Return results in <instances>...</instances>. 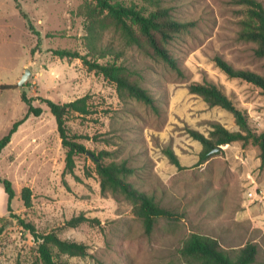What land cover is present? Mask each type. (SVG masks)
Returning <instances> with one entry per match:
<instances>
[{
  "label": "rangeland",
  "instance_id": "rangeland-1",
  "mask_svg": "<svg viewBox=\"0 0 264 264\" xmlns=\"http://www.w3.org/2000/svg\"><path fill=\"white\" fill-rule=\"evenodd\" d=\"M18 1L27 18L15 0H0V139L27 113L23 91L41 114L30 115L0 153V176L9 178L16 190L9 212L0 183V264H43L38 243L19 217L40 233L55 231L88 246L86 256L59 254L60 264H189L180 248L193 232L213 236L233 258L247 242H254L258 253L251 264H264V198L248 196L255 189L260 196L264 193L260 147L236 141L200 164L203 145L188 131L193 128L209 136L214 122L240 129L230 111L210 106L190 92L191 82L203 80L222 85L248 112L253 128L264 130L262 89L229 78L214 61L220 55L235 67L264 74V58L255 55L256 44L239 38L245 7L238 0L161 1L175 17L194 23L167 45L184 69L180 75L128 42L96 0ZM113 1L134 3L143 11L156 7L151 0ZM62 48L101 63L123 64L135 78L141 75L138 79L155 94L160 111L134 98L123 100L116 84L103 74L89 70L81 59L62 58L53 51ZM27 69L30 75L20 89ZM84 95L90 96L95 112L69 113V132L81 135L91 151H113L107 161L128 160L136 170L127 179L174 210L176 220L160 217L148 234L131 200L102 192L89 154L76 155L74 172H65L67 149L42 98L66 103ZM166 147L175 151L184 168L170 161ZM25 186L33 193L29 207L21 197ZM80 213L99 218L101 224L65 226Z\"/></svg>",
  "mask_w": 264,
  "mask_h": 264
},
{
  "label": "trees",
  "instance_id": "trees-1",
  "mask_svg": "<svg viewBox=\"0 0 264 264\" xmlns=\"http://www.w3.org/2000/svg\"><path fill=\"white\" fill-rule=\"evenodd\" d=\"M15 1L22 15L27 18L20 2ZM151 1L156 4V7L149 11H143L134 3L126 4L113 0H96V5L101 11L107 12V18L111 19L112 24L122 32L128 42L148 51L155 58L163 60L178 74L183 75L182 65L167 45L177 33L188 30L194 23L175 17L170 6L160 5L162 0ZM238 2L245 7L246 12V17L241 22L242 28L239 32V38L254 42L256 44L255 55L264 58V4L259 0H238ZM27 22L30 29H33L29 19H27ZM53 51L62 58L81 59L89 70L103 74L105 78L116 84L118 94L123 100L134 98L151 106L154 111H160L155 94L140 82L138 77L141 75L135 78V72L127 66L110 62L101 63L76 50L62 48L53 49ZM214 61L229 78L247 81L260 87L264 92V74L235 67L220 55H217ZM7 86L11 87V85ZM189 90L191 93L201 96L210 106H220L230 111L240 127L239 130H230L222 123L214 122L209 136L197 129L189 128L190 135L203 145L198 163L206 162L213 155L212 150L217 146L231 144L236 141H242L244 144L252 141L257 144L261 149V158L264 162V130L258 132L253 128L248 112L233 101L222 85L210 80L194 81L189 84ZM89 98V95H84L66 103L42 98L56 118L62 145L67 149L65 172H74L76 155L91 153V158L100 176L102 192L109 191L114 194H121L131 200L136 205L137 214L142 218L145 231L148 234L153 231L158 218L164 217L168 220H176L178 216L174 210L160 205L153 196L141 191L127 179L136 170L128 160L107 161L106 158L111 157L113 151L106 149L99 152L91 151L81 141V135L69 132L66 125L69 113L76 112L81 115H89L95 112ZM22 99L28 106L27 113L22 119L14 122L9 132L0 139V153L10 143L18 127L30 115L38 116L41 114V108L33 105L32 98L27 97L25 91L22 92ZM164 153L173 164L180 169L184 168L172 148H164ZM0 183L3 184L8 197L7 209L9 212H13L12 202L16 197L13 183L9 178L2 176H0ZM32 194V189L29 186L22 189L21 197L27 207L32 205ZM13 214L17 216L15 213ZM19 222L38 243L39 256L43 264H60L59 254L70 256H86L89 254L88 246L83 242L64 239L55 231L40 233L33 223L20 217ZM85 222L101 224L99 218H91L84 213H80L68 219L65 226L77 227ZM2 230L3 228L0 227V233ZM180 253L189 264H251L256 260L258 247L254 242H247L233 258L230 252L224 249L219 240L213 236L193 232L184 241Z\"/></svg>",
  "mask_w": 264,
  "mask_h": 264
},
{
  "label": "water",
  "instance_id": "water-1",
  "mask_svg": "<svg viewBox=\"0 0 264 264\" xmlns=\"http://www.w3.org/2000/svg\"><path fill=\"white\" fill-rule=\"evenodd\" d=\"M29 75H30V71L27 69V70L25 71V73L23 74L21 80L19 81L20 89H23V84H24V82L26 81V79L29 77ZM222 149H224V146H223V145H219V146H217L216 148H214L212 151H213V152H217V151H220V150H222ZM88 154H89V155H92L91 153H88Z\"/></svg>",
  "mask_w": 264,
  "mask_h": 264
},
{
  "label": "built area",
  "instance_id": "built-area-1",
  "mask_svg": "<svg viewBox=\"0 0 264 264\" xmlns=\"http://www.w3.org/2000/svg\"><path fill=\"white\" fill-rule=\"evenodd\" d=\"M248 196L249 198L255 200V199H259V198H264V193L261 194V196L259 195L258 189H255L253 191H249L248 192Z\"/></svg>",
  "mask_w": 264,
  "mask_h": 264
}]
</instances>
